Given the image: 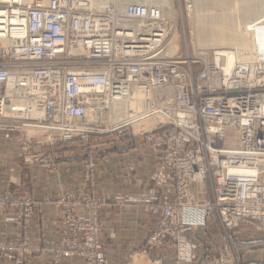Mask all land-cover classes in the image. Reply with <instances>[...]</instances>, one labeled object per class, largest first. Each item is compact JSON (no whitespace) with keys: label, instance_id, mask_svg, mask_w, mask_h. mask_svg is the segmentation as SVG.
Wrapping results in <instances>:
<instances>
[{"label":"built area","instance_id":"obj_1","mask_svg":"<svg viewBox=\"0 0 264 264\" xmlns=\"http://www.w3.org/2000/svg\"><path fill=\"white\" fill-rule=\"evenodd\" d=\"M185 6L191 8L186 0ZM119 14L129 23L117 22L111 4L94 10L87 0H0V132L39 131L27 140H76L85 150L84 190L54 201L69 232L52 246L54 262L81 256L85 264H108L96 193L101 151L91 138L153 117L154 127L134 135L161 156L169 189L144 200L158 219L144 251L168 240L176 247L174 264H190L185 233L213 217L222 242L199 264H240L255 245L239 243L233 231L249 224L264 234V60L238 59L227 72L222 61L178 56L158 6L128 2ZM127 102L135 107L117 117L115 106ZM39 160L55 169L49 154ZM196 183H207L209 194L199 198ZM6 204L18 207L17 222L30 221L31 198L1 195ZM41 248L0 241V253L16 261Z\"/></svg>","mask_w":264,"mask_h":264},{"label":"crops","instance_id":"obj_2","mask_svg":"<svg viewBox=\"0 0 264 264\" xmlns=\"http://www.w3.org/2000/svg\"><path fill=\"white\" fill-rule=\"evenodd\" d=\"M101 151L97 159V194L103 200L99 219L103 224L104 254L108 264H174L176 247L164 240L157 249L147 252L145 240L157 224V217L145 210L150 195L168 192V171L161 156L142 137L106 134L92 136ZM49 154L55 169H48L39 158ZM85 150L78 141L38 144L16 131L0 132V196L29 197L34 214L28 224L15 220V205H0V240L27 239L43 245L31 259L18 262L0 255V264H85L80 256L62 258L54 263L51 245L67 230L58 216L54 201L64 192H82ZM197 184H203L204 188ZM198 197L209 194L207 183L194 184ZM185 236L190 244V264L207 260L222 242L223 230L216 218L204 226L189 228ZM236 241L254 244L245 252L240 264H264V234L249 224L233 231ZM140 261V263H138Z\"/></svg>","mask_w":264,"mask_h":264},{"label":"rangeland","instance_id":"obj_3","mask_svg":"<svg viewBox=\"0 0 264 264\" xmlns=\"http://www.w3.org/2000/svg\"><path fill=\"white\" fill-rule=\"evenodd\" d=\"M186 1H188V0H186ZM238 1L239 0H193L195 11L197 13H201V15H197L196 19L191 21L190 17H188L189 13H187V9L185 6V0H180V4L177 0H174L175 17L173 20V25H174L173 30L175 29V26L177 27V30L175 29L176 34H175V36L172 37V40L176 44V47L179 48V50L177 51V55L181 56V55H186V53H189L192 56L193 55L197 56L198 52H206L207 49L213 48V49H233V50H240L241 49V50L245 51L250 56L251 55L256 56V54H255L256 52H260V50H263V54L261 53L262 54L261 57L260 56H258V57H260V59L262 58V60H264V41L260 40L261 39L260 36L255 37L254 31L252 29H248V35H247V31H245V30L240 31V30H237V28H236L237 19H239V18L242 19V16H240L241 14H239V11L235 9ZM254 4L256 6H259L261 4V2H260V0H257L254 2ZM192 31L194 32V34L196 32V35H192L193 34ZM249 35L254 36V37L252 36L253 37L252 40L249 39V38H251V37H249ZM201 49L202 50L205 49V50L202 51ZM197 50H199V51H197ZM195 67L199 68L200 65L197 64V65H195ZM135 120H137V119H135ZM132 123H133V121H132ZM124 133L130 134L132 137H136L134 134H139V133H135L134 129L132 130L131 127L123 129V131L121 133L114 131V132H110L108 134H113V136H115V135L121 136ZM32 134L38 135V134H40V132L39 131H29V130H22V133L19 132V135L22 138H24L25 140H27V137H26L27 135H32ZM102 135H106V134H102ZM102 135H94V136H102ZM39 136L40 135H38V137ZM34 140H35L34 138H31V141H34ZM91 144L94 147H96L98 150H100L98 148V145L96 142H91ZM81 146H82V144H81ZM82 148L84 149L83 146H82ZM100 155H101V153H100ZM48 169L51 170L50 167H48ZM51 171H53V170H51ZM82 175H83V173H82ZM83 180H84V176H83ZM197 185H198V187H201L202 189L204 188L203 184H197ZM65 192H69V191H64L61 194L65 193ZM96 193H97V178H96ZM74 194H77V193H74ZM26 198H29V197H26ZM199 198H202V197H199ZM58 208L60 209V207H58ZM17 212H18V209L15 213V220H16ZM60 213H61V209H60ZM60 213H59V215H60ZM33 214H34V211H33ZM33 214H32L30 221L33 218ZM98 217H99V213H98ZM58 219H59V216H58ZM59 221H60V219H59ZM99 221H100V219H99ZM19 223H21V222H19ZM28 223H24V224H28ZM100 223H101V238H102V243H103L102 244V249H103L105 246V240H104V233H103V224L101 221H100ZM67 233L68 234L66 236H63V237L69 236L68 230H67ZM63 237H61V238H63ZM61 238H60V240H61ZM20 240H25L27 242L37 243V242L30 241L27 239H20ZM20 240H12V241H20ZM60 240L56 244H58L60 242ZM38 244H40V243H38ZM54 245L55 244L51 245V248ZM41 246H42V248L40 251L33 252L29 257L21 258V260H19L18 262H24L26 260L31 259L35 254L42 251L43 245H41ZM53 254H54V251H53ZM0 255L3 256L1 253H0ZM3 257L7 258L5 256H3ZM81 258H83V257H81ZM10 260H14V259H10ZM14 261H16V260H14ZM53 261H54V258H53ZM138 263H140V261Z\"/></svg>","mask_w":264,"mask_h":264},{"label":"bare ground","instance_id":"obj_4","mask_svg":"<svg viewBox=\"0 0 264 264\" xmlns=\"http://www.w3.org/2000/svg\"><path fill=\"white\" fill-rule=\"evenodd\" d=\"M257 0H239L237 2L236 10L239 11L240 16H242V19H237L236 28L237 30H245L247 31L248 35V29H252L254 31V36H260V40L264 41V0H260L261 4L259 6H256L254 2ZM128 2H136V3H142L146 5H156L160 8L162 15L168 20L169 26L171 28L170 32V42L173 46V48H176V44L173 42L172 37L175 36L176 32L175 29L173 30V20L175 17V9H174V0H87V3L89 7H91L94 10H99L103 7H106L107 5L111 4L118 15L119 24H127V20H125L121 14L125 5ZM188 3L190 4L191 8L187 10V13H189V16L191 21L196 19L197 15H201V13H197L194 8L193 0H188ZM221 11V10H220ZM219 12V11H218ZM237 12V11H236ZM206 14V13H205ZM209 14V13H208ZM238 14V15H239ZM239 16V17H240ZM193 32V31H192ZM192 35H196V32ZM253 35H249V39H253ZM248 37V36H247ZM193 41V40H192ZM239 49V48H238ZM202 50V49H201ZM205 50V49H204ZM202 50V51H204ZM213 50V51H212ZM199 51V50H197ZM250 53V52H249ZM254 53V52H253ZM263 54V50H260V52H256V56H250L243 50H233V49H207L206 52H198V55L209 60H218L222 61L224 70L229 72L236 60L242 59L247 60L249 64L255 65L258 61H262V58L260 59L261 55ZM218 54V55H217ZM216 55V56H215ZM215 56V57H214ZM260 56V57H258ZM220 59V60H219ZM126 105V106H125ZM125 105H118L114 108V113L117 117L124 116L123 110L128 108L135 107V104L133 102H127ZM124 106V107H123ZM125 117H120L116 121L117 126L120 123V120H123ZM132 126L135 133H140L143 130L150 129L154 127L157 124V119L153 117H146L139 120H132Z\"/></svg>","mask_w":264,"mask_h":264}]
</instances>
